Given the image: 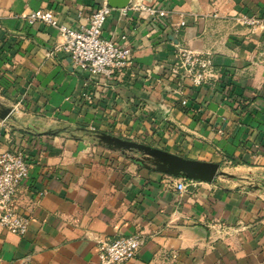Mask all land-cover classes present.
I'll return each instance as SVG.
<instances>
[{
	"label": "crops",
	"instance_id": "1",
	"mask_svg": "<svg viewBox=\"0 0 264 264\" xmlns=\"http://www.w3.org/2000/svg\"><path fill=\"white\" fill-rule=\"evenodd\" d=\"M105 1L0 0V114L20 104L0 116V152L23 151L30 165L16 197L29 229L0 230V264H100L101 241L138 232L146 242L127 264H264V0H131L169 16L111 12L103 36L133 58L112 79L56 52L58 29L26 20L42 9L79 29ZM239 15L260 23L238 24ZM180 48L208 54L216 84L172 76ZM84 130L217 163L230 176L179 193L183 178Z\"/></svg>",
	"mask_w": 264,
	"mask_h": 264
},
{
	"label": "built area",
	"instance_id": "2",
	"mask_svg": "<svg viewBox=\"0 0 264 264\" xmlns=\"http://www.w3.org/2000/svg\"><path fill=\"white\" fill-rule=\"evenodd\" d=\"M145 12L154 19L167 18L168 12L143 3L132 4L125 9ZM114 9L107 0L92 13L88 25L79 29L58 24L50 11L35 10L26 20L30 24L43 23L58 29L62 42L56 47V52L67 53L73 63L82 71L92 76H103L112 79L116 76L127 75L132 68L133 58L131 48L103 36L106 21ZM235 21L241 25L256 26L260 22L257 19L244 15L235 17ZM180 26H184L182 21ZM123 42L126 36L121 38ZM177 77L182 73L195 87L213 86L219 78L214 63L208 54H202L189 49L180 48L177 61L170 71ZM84 97L90 100V94ZM20 104L11 107L9 116L18 115ZM30 165L23 151L0 152V230L7 233L24 235L30 225V218L20 214L16 207V197L19 186L28 177ZM195 181L180 179L175 184L179 193L187 191L188 185ZM146 242V236L141 232L129 236H118L113 239L101 241L99 247L100 264H127L134 260Z\"/></svg>",
	"mask_w": 264,
	"mask_h": 264
},
{
	"label": "water",
	"instance_id": "3",
	"mask_svg": "<svg viewBox=\"0 0 264 264\" xmlns=\"http://www.w3.org/2000/svg\"><path fill=\"white\" fill-rule=\"evenodd\" d=\"M107 3L113 9L122 10L129 6L131 0H107ZM9 112L10 110H3L0 116L6 118ZM96 138L101 144L109 148L140 153L142 155L141 162L154 167L159 172L176 178L212 183L218 176H230L223 172L217 163L186 159L161 149L124 140L107 133H97ZM198 230L204 236L208 235L206 229L198 228Z\"/></svg>",
	"mask_w": 264,
	"mask_h": 264
},
{
	"label": "trees",
	"instance_id": "4",
	"mask_svg": "<svg viewBox=\"0 0 264 264\" xmlns=\"http://www.w3.org/2000/svg\"><path fill=\"white\" fill-rule=\"evenodd\" d=\"M68 132L70 133V134H72V135H74L75 133H76V131L75 130H68ZM98 132H91V131H86V130H84L83 132H82V134L83 135H85V136H94V135H96Z\"/></svg>",
	"mask_w": 264,
	"mask_h": 264
},
{
	"label": "rangeland",
	"instance_id": "5",
	"mask_svg": "<svg viewBox=\"0 0 264 264\" xmlns=\"http://www.w3.org/2000/svg\"><path fill=\"white\" fill-rule=\"evenodd\" d=\"M219 177L223 178L222 176H219Z\"/></svg>",
	"mask_w": 264,
	"mask_h": 264
}]
</instances>
